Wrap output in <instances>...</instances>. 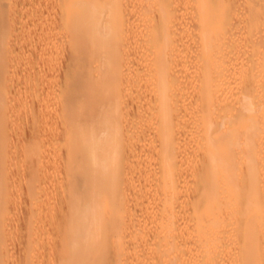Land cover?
<instances>
[{
  "label": "bare ground",
  "instance_id": "6f19581e",
  "mask_svg": "<svg viewBox=\"0 0 264 264\" xmlns=\"http://www.w3.org/2000/svg\"><path fill=\"white\" fill-rule=\"evenodd\" d=\"M10 2L0 0V264L13 257L14 221L27 236L19 264H114L111 239L137 228L125 230L123 192L136 162L149 263L264 264V0H33L39 82L23 114L46 144L40 188L13 219L22 113L7 92ZM246 31L256 50L236 47Z\"/></svg>",
  "mask_w": 264,
  "mask_h": 264
},
{
  "label": "rangeland",
  "instance_id": "374dc122",
  "mask_svg": "<svg viewBox=\"0 0 264 264\" xmlns=\"http://www.w3.org/2000/svg\"><path fill=\"white\" fill-rule=\"evenodd\" d=\"M12 2H10L11 3V6H12V8L10 9L11 11H9V12H11V13H9L8 12V16H9V14L11 15V18H10V20H11V22H10V28L12 29L11 30V34L12 35H10L11 36V38H9V40H10V45L11 46H9V48H11V49H9V52H10V56H11V58L12 59H10L9 60V64H10V67H9V81H11L10 83L8 82V84H9V89L7 88V92L9 93V94H12V96H13V92H14V94H16L15 95V97L17 96V95H19L20 96V98H18V100L16 101V99L17 98H14V100H13V102L10 104V110L12 109V111H14L15 109H17V110H15V111H19V110H21L20 111V113H22L21 114V116H20V119H19V121H20V123H19V125H17V126H15L14 127V132H17V130H18V134H19V136L17 135V133H16V136L17 137H19L18 139H20L19 140V142H20V144H19V147L17 146V149H15V157L13 156V158H11V161L13 162V161H17V163H18V167L16 168V167H13L12 168V171L10 172L11 174V178L12 179H10L9 181H12L10 184L14 187V188H17V190H18V188H19V195H18V199L17 200H19V201H17V202H13V203H11V204H9L10 206H8L9 208H7L8 210L6 211V213L5 214H7V213H11L10 215H12V219L15 217V213H16V211L18 210L19 211V213H20V216H21V211L23 212V210H25V205H26V199L25 198H27V193H28V191L27 190H31V187H34V188H36V190L38 189V188H40V185H41V183H42V181L40 182L39 180H37V182H36V180L34 181V171H33V169L36 167V161H35V159H36V156H37V150H38V148H44V145L46 144V142L44 143L43 142V140H42V142H40L41 140L40 139H38L37 137V134L35 133V131L37 132V130H38V128H37V130H35L36 129V127H38V126H34L33 124H31V122H30V124H29V122H28V119L26 120V118L24 117V115H25V113L23 114V110L25 111L26 109H28V107H32V106H34V103L35 102H32L31 100H33L32 99V95H31V91H32V87L34 86V85H36L38 82H39V78H38V74H37V72L35 71V70H33L34 68H35V65H36V62H35V60L37 59V55H36V53L35 52H37L36 51V48H35V46H36V40L35 41H33L34 39H36V37H35V35H34V31H33V29H35V19H36V17H35V15L33 16V14H35L34 13V8H33V0H11ZM10 3H9V5H10ZM10 6V7H11ZM10 17V16H9ZM13 25V26H12ZM264 26V25H263ZM242 31V30H241ZM32 34H31V33ZM251 32V31H250ZM242 33V34H241ZM249 32L248 31H246V33L244 32H240V33H238V41H237V44H236V47L237 48H239V47H241V46H244L245 44H248L247 46H251V44L250 43H252V41L254 40L255 41V39H253L252 40V37L251 36H253L252 34V32L250 33L251 35H249L248 34ZM29 36H31V35H33V37H35V38H33L32 36L31 37H29ZM248 35L250 36V38L248 37ZM262 35H264V27H263V29H262ZM242 36V37H241ZM28 37V38H27ZM30 38V39H29ZM241 38V39H240ZM247 38H248V40H247ZM254 38H256V37H254ZM261 38V39H260ZM28 39V40H27ZM33 39V40H32ZM258 40H257V42L255 41V43L257 44L258 42L259 43H261V47L260 48H262V50H264V36H260L259 38H257ZM261 41H260V40ZM12 40V41H11ZM30 40H32V42L35 44V46L33 47V45H31L32 44V42H30ZM252 40V41H251ZM262 40H263V42H262ZM253 41V42H254ZM249 42V43H248ZM31 43V44H30ZM256 44H254V43H252V46H253V48H255V50H256V47L258 46L259 47V45L257 44V46L255 47V45ZM238 45V46H237ZM185 46V45H184ZM183 46V47H184ZM235 48V47H234ZM34 49H35V52H34ZM11 50V51H10ZM260 50L261 49H258L257 48V51L254 53V56H256V55H258V56H260L261 55V53H262V51H261V53H260ZM12 51H13V53H12ZM264 52V51H263ZM260 53V54H259ZM34 59V60H33ZM37 61V60H36ZM33 63V64H32ZM29 65H31V66H33V67H31V66H29ZM30 68V69H29ZM29 70H31V71H29ZM34 72V73H33ZM10 75H11V77H12V79H11V77H10ZM14 80V81H13ZM13 81V82H12ZM38 81V82H37ZM14 83V84H13ZM36 83V84H35ZM11 84L13 85V89L11 90L10 89V87H11ZM29 96V97H28ZM35 100V99H34ZM33 100V101H34ZM30 103V104H29ZM32 104V105H31ZM12 105V106H11ZM15 108V109H14ZM25 118V119H24ZM46 120V119H45ZM8 121V120H7ZM9 121H11V120H9ZM27 121V122H26ZM43 122H44V120H43ZM7 123V122H6ZM8 123H10V122H8ZM20 129H18V128ZM15 128H17V129H15ZM16 130V131H15ZM29 130V131H28ZM31 131V132H30ZM30 132V133H29ZM33 133H35V134H33ZM21 135V136H20ZM35 135V136H34ZM16 137V138H17ZM30 137V138H29ZM31 137H32V139H31ZM36 137V138H35ZM27 138H29V139H27ZM39 140V141H38ZM41 143H43V145L41 144ZM41 146V147H40ZM39 149V150H40ZM131 155V154H130ZM130 155L128 156V158L130 157ZM132 156V155H131ZM133 157V156H132ZM131 157V158H132ZM33 158V159H32ZM131 158H129V159H131ZM37 159H38V157H37ZM23 160V161H22ZM28 160V161H27ZM32 160V161H31ZM133 160V161H132ZM15 161V162H16ZM131 161L133 162V164H135L134 163V161L136 162V160L135 159H131ZM130 161V162H131ZM36 162V163H35ZM129 162V167H131V166H133V164H131ZM136 164H138L137 162H136ZM136 164H135V166H136ZM131 165V166H130ZM133 166V169L135 168L136 169V172L134 173L133 171L135 170H132V168H131V170H130V168L128 169L129 170V172L127 173V175L129 176V174H130V178H132V179H134V180H132V182H133V185L135 184H137L138 186H136L137 187V189H138V187H139V189L141 188V186H142V184H143V182L142 183H140L141 181H142V179H139L140 177L142 178V174H141V176H140V173L138 172V166ZM30 169H31V171H30ZM34 172V173H33ZM139 173V176L140 177H138V173ZM126 175V176H127ZM128 176L127 177H125V180H127L128 179ZM132 176H136V177H138V179H135V178H133ZM33 177V178H32ZM127 178V179H126ZM129 178V179H130ZM143 179H144V176H143ZM125 180H124V184L126 183H128V181L129 180H127V182H125ZM131 180H130V183H128V184H131L130 186L129 185H126V186H123V192H125L126 191V189H125V187L128 189V187L130 188V190L132 191V193H130L131 191H129V190H127L126 192H125V196H124V200L126 201V212H127V219L129 220V217H130V223H127V221L125 222V225H127V226H125V230L127 231V230H132L134 227H137V228H134V230L131 232V234H130V236H129V233L130 232H128V233H125V234H127L128 235V237L126 236V238H125V234L123 235V237H122V239L121 240H123L124 242H122L121 240H119V239H111L112 240V246H111V251H113V249H114V254H116L117 255V260H115L114 261V264H122V262H123V264H130V262H132V260H133V262L131 263V264H141L145 259H143V258H145V257H148V255H145V250H144V242L142 241V237L141 238H139L141 235H140V233H142V225H143V222L142 223H140V224H142L141 225V227H140V224L138 223V225H136V223L138 222V220L139 219H141L142 220V211L143 210H141L142 209V204H140L139 202H140V197H139V192L140 191H136V189L134 190V189H132L133 188V185H132V183H131ZM138 180L140 181L139 182V184L137 183L138 182ZM32 181L35 183V184H37V183H39V184H37V186L35 187L34 185L33 186H31V184H33L32 183ZM137 181V182H136ZM136 182V183H135ZM30 184V188L28 187V185ZM10 185V186H11ZM134 185V186H135ZM141 185V186H140ZM23 186H24V188H23ZM27 187V188H26ZM12 188V187H11ZM34 188H32V190H34ZM135 188V187H134ZM24 189V190H23ZM125 189V190H124ZM134 191H136V192H134ZM24 192V193H23ZM137 192L139 193V194H137ZM18 193V192H17ZM128 193V194H127ZM25 194V195H24ZM130 194V196H129V198H127V196L126 195H129ZM131 194H132V196H131ZM134 194V195H133ZM22 195H24V199H22L21 198V196ZM136 197V198H133V197ZM132 198V199H131ZM129 199V200H128ZM130 199H131V201L132 202H130ZM24 202H23V201ZM135 200V201H134ZM138 200V201H137ZM138 202V203H137ZM19 203V204H18ZM22 203V204H21ZM25 203V204H24ZM129 203L130 204H132L134 207L133 208H135V209H133V211H132V208L131 207H129L128 205H129ZM134 203L136 204V205H134ZM137 204L139 205V206H137ZM23 205V207H21V206ZM132 205H130V206H132ZM23 209H21V208ZM129 207V208H128ZM19 208V209H18ZM21 209V210H20ZM144 209V208H143ZM9 210H10V212H9ZM14 210H15V212H14ZM128 210H131L132 212H133V215H134V217L132 216V212H130V211H128ZM134 210H136V211H134ZM138 210H140L139 212H138ZM17 211V212H18ZM14 212V213H13ZM128 212H130V214L131 215H129L128 214ZM134 212H136V213H134ZM17 214V213H16ZM139 214H140V216H139ZM136 215V216H135ZM17 216V215H16ZM18 216H19V214H18ZM140 217V218H139ZM134 218H136V220L134 219ZM132 220V221H131ZM14 221V220H13ZM128 221V222H129ZM134 221L136 222V223H134ZM15 222V221H14ZM14 222H12V223H14ZM20 222H22L21 221V218H20ZM139 222H140V220H139ZM12 223H10L11 224V226L9 227H7L8 229H7V233H6V238L8 239V241H9V239H10V241L12 242L10 245H9V247L10 248H12V250H11V252L13 253V257L12 256H10L9 258H7V260H6V262H5V264H19V260H18V258L16 257L17 255H19V254H15L14 253V251H19V253L21 254V253H23V251H24V249L26 248V244L24 243V238H25V240H26V243H27V236H25V228H23V224L22 225H20L19 224V222L17 223L16 222V224L14 223V224H12ZM127 223V224H126ZM18 224V225H17ZM129 224H131V225H129ZM133 224H134V226H133ZM19 225L21 226V227H19ZM136 225V226H135ZM129 226L131 227L132 226V228H129ZM138 226H139V228H141V230H139V237L137 236V234H138ZM12 228V229H11ZM17 228L18 229H22V232L20 231V230H17ZM24 229V230H23ZM18 231V233H16L17 231ZM137 230V231H136ZM134 231H136L137 233H136V235L134 234L135 232ZM141 231V232H140ZM11 232H13V234L14 235H12V233ZM23 233V234H21V233ZM20 235H24V238L22 237V236H20ZM132 235L134 236L133 238H135L134 239V241H132V242H130L131 240H133V238H132ZM17 236V237H16ZM13 237H14V239H13ZM130 237V238H129ZM125 238V239H124ZM136 238H137V240H136ZM140 239H141V241H142V245L140 246V244H141V242H140ZM13 240V241H12ZM15 240V241H14ZM19 240V241H18ZM130 240V241H129ZM9 241V242H10ZM136 241L138 242V243H136ZM20 242V243H19ZM129 242L132 244V245H130L129 244ZM136 244H135V243ZM16 243V244H15ZM17 243H19V244H17ZM21 243H24L25 244V246H24V244L22 245ZM124 243V244H123ZM12 244H15V246L13 245L12 246ZM20 244H21V247L20 248H22V249H19V250H17L18 248H19V246H20ZM139 244V246H138V248L140 249V250H137L138 248L136 247V245H138ZM120 245V246H119ZM129 245V246H128ZM18 246V248H16ZM123 246H125L124 248H123ZM131 246H135L134 248H133V251H134V253H133V251H132V247ZM143 246V247H142ZM14 247V248H13ZM141 247V248H140ZM16 248V249H15ZM113 248V249H112ZM129 248H130V250H129ZM14 249V250H13ZM123 249H125V250H123ZM134 249H136V250H134ZM142 250L144 251L143 253H144V255H143V253H141L142 252ZM123 251H129L130 253H128L129 254V256H128V254L126 255V258H128L129 259V263H128V259H125V253H123ZM140 251V253H138ZM119 252V253H118ZM138 253V254H136V253ZM123 254V255H122ZM133 255V256H132ZM135 255V256H134ZM20 256V255H19ZM119 256H121V257H119ZM128 256V257H127ZM133 257H134V259H133ZM138 257H139V260L141 261H139V262H137L138 260ZM14 258V259H13ZM16 258V259H15ZM121 258H123V259H121ZM132 258V259H131ZM136 258V259H135ZM142 258V259H141ZM11 259V260H10ZM13 259V260H12ZM148 259H149V257L148 258H146V261H147V263L148 264H151V261H150V263H149V261H148ZM120 260H122V261H120ZM137 260V261H136ZM143 260V261H142ZM10 261V262H9ZM120 261V262H119ZM145 261V262H146ZM9 262V263H8ZM24 263V262H23ZM146 263V264H147ZM142 264H145L144 262L142 263Z\"/></svg>",
  "mask_w": 264,
  "mask_h": 264
}]
</instances>
